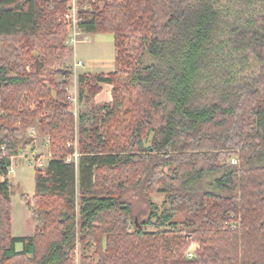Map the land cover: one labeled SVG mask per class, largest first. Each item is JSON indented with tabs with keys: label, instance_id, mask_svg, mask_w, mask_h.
Masks as SVG:
<instances>
[{
	"label": "trees",
	"instance_id": "obj_1",
	"mask_svg": "<svg viewBox=\"0 0 264 264\" xmlns=\"http://www.w3.org/2000/svg\"><path fill=\"white\" fill-rule=\"evenodd\" d=\"M81 4L115 69L78 77L75 116L72 73L43 78L35 48H65V2L0 0V264H75L77 244L78 264H264V0ZM35 122L52 157L21 201L38 231L13 237L5 178Z\"/></svg>",
	"mask_w": 264,
	"mask_h": 264
},
{
	"label": "rangeland",
	"instance_id": "obj_2",
	"mask_svg": "<svg viewBox=\"0 0 264 264\" xmlns=\"http://www.w3.org/2000/svg\"><path fill=\"white\" fill-rule=\"evenodd\" d=\"M88 36V41L77 44L74 48H69L65 43L63 44L65 48L50 47L45 45L43 40H37L35 44L36 50L39 51L43 58V67L41 71L43 78L47 79L52 77V72L55 70L69 69L72 73L69 79L67 95L70 102L69 111L75 116L83 110V106L78 101V77L86 71L97 72L105 70L102 68L98 70L99 68L95 67L97 65H102L103 67L110 65L115 55L113 36L111 34H89ZM77 61L82 62L83 65L74 67ZM89 63H92V66ZM55 80L60 81V78H55ZM20 129L25 139L32 138L34 140V146L28 149L27 153L35 154L40 157L48 154V138L40 132L37 122L31 125L21 126ZM77 154L75 145V154L69 155L65 161L67 163H76ZM34 168L36 167L27 166L21 159H14L12 166L13 172L9 173L5 178L8 184V190L10 191V232L13 237H30L38 231V228L31 222L30 213L21 201V195L23 193L30 198L34 195ZM151 199L153 203L162 209L161 204L164 202L163 195L154 194ZM145 230L151 232L153 228L147 227ZM190 244V248L195 246L194 243ZM94 248L95 247H92L89 254L94 252ZM17 249H20L19 245ZM81 252L82 248L77 244L73 252L75 264H78ZM185 254L184 257H186Z\"/></svg>",
	"mask_w": 264,
	"mask_h": 264
},
{
	"label": "built area",
	"instance_id": "obj_3",
	"mask_svg": "<svg viewBox=\"0 0 264 264\" xmlns=\"http://www.w3.org/2000/svg\"><path fill=\"white\" fill-rule=\"evenodd\" d=\"M66 4L65 11L61 15V21L67 29L65 44L69 48H74L77 44L86 42L89 40V34L81 30L80 25L82 22V17L80 16V11H86L88 5H80V0H63ZM90 3H95L96 0H88ZM101 5V3H100ZM83 63L77 61L74 64L76 66H82ZM21 159L27 166H34L36 168L44 167L47 162L51 159V155L48 153L46 156H38L31 153H21L17 157H11V166L8 170V174L13 172L12 166L14 159ZM233 164L236 163L235 160L231 161ZM7 177V176H6ZM195 248L192 247L186 252V258L191 259L194 257Z\"/></svg>",
	"mask_w": 264,
	"mask_h": 264
},
{
	"label": "crops",
	"instance_id": "obj_4",
	"mask_svg": "<svg viewBox=\"0 0 264 264\" xmlns=\"http://www.w3.org/2000/svg\"><path fill=\"white\" fill-rule=\"evenodd\" d=\"M90 35H93V34H90ZM114 57H115V55H114ZM89 64L91 65L92 63H89ZM95 68H99L98 70H100V68L105 69V70H100L97 72H91V71L87 72L86 71V72H83V74H92L93 75V74H109V73H112L115 69L114 59H113V62L112 63L110 62V65H107L106 67H103L102 65L101 66L97 65ZM100 87H101L100 92L98 94H96L94 97V103L95 104H105V103L110 102L111 101V89H112L111 85L101 84Z\"/></svg>",
	"mask_w": 264,
	"mask_h": 264
}]
</instances>
